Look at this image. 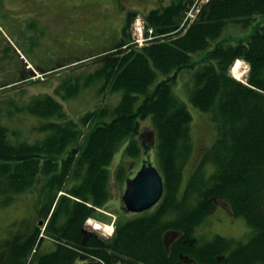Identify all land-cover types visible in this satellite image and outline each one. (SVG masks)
<instances>
[{"label":"trees","instance_id":"1","mask_svg":"<svg viewBox=\"0 0 264 264\" xmlns=\"http://www.w3.org/2000/svg\"><path fill=\"white\" fill-rule=\"evenodd\" d=\"M194 1L172 0L148 12L149 26L167 39L125 51L122 48L130 40L137 16L128 13L122 31L126 40L87 79L88 84L104 79L101 91L120 95L115 107L88 112L81 124L69 119L64 106L51 95L35 96L21 105L11 100L7 105L12 109L0 112V208L37 190L39 213L44 223L48 221L44 235L58 246L48 255H37L31 264H66L78 249L107 264L119 260L129 264H264V24L256 25L251 37L237 44L222 38L229 23L247 29L256 17L264 16V0H211L185 35L173 36ZM31 27L36 29L34 23ZM20 46L25 55L30 52L25 43ZM198 55L202 58L196 60ZM237 59L250 65L247 84L230 74ZM23 63L0 31V96L21 93L20 86L31 81L33 73ZM62 67L66 65L53 70ZM193 69L191 102L209 114L217 133L183 187L184 170L193 152V119L173 86L182 72ZM159 77L162 80L152 90ZM62 87L65 100L79 92L77 84ZM19 115L35 119L32 131L38 138L33 142L23 140L17 129L3 122ZM146 120L156 133L157 167L165 183L162 201L148 213L118 221L111 239L85 238V222L98 218L97 210L110 202L109 167L117 153L124 148L125 157H141L138 137ZM127 175L121 166L118 184ZM216 201L246 221L253 230L248 242L219 235L197 238ZM168 232L178 237L171 238L167 249ZM41 234L38 225L30 234L21 231L3 240L0 264H26Z\"/></svg>","mask_w":264,"mask_h":264},{"label":"rangeland","instance_id":"2","mask_svg":"<svg viewBox=\"0 0 264 264\" xmlns=\"http://www.w3.org/2000/svg\"><path fill=\"white\" fill-rule=\"evenodd\" d=\"M172 0H0V30L6 32L14 47L21 49L25 43L27 50L23 66L25 70L33 73L31 81L21 85V93L11 92L1 95L0 112L5 114L7 103L14 101L21 105L39 95H51L60 102L69 117L81 124L80 119L88 112L96 111L101 107H115L120 95L103 93L101 91L105 80H97L88 84V77L96 73L104 65V59L109 57L111 50L120 42L126 40L122 31L126 16L133 12L145 16L153 9L168 6ZM205 0H203L204 2ZM35 23L36 29L31 27ZM264 24V16H258L253 25L247 29L235 23H229L223 34V39L229 44H237L246 40L254 33L256 25ZM134 29L131 26L129 35L133 37ZM34 41V43H33ZM33 43V45H32ZM23 52V53H22ZM95 60L89 58L95 57ZM202 56H195L196 60ZM22 59V58H21ZM84 59L91 61L81 63ZM20 63V62H19ZM65 69L59 68L52 75L42 73L52 72L58 66L69 65ZM249 65L241 69L239 79L246 82ZM242 68V67H241ZM13 71V70H12ZM196 69L182 72L173 86V93L183 102L192 115L191 133L193 139V152L184 170L183 187L201 164L203 157L208 153L216 140V126L208 113L194 107L190 99L193 88V77ZM233 73H236L233 70ZM237 76V75H236ZM41 77V78H39ZM159 77L152 90L158 82ZM79 85V92L66 100L64 86ZM59 90V95H57ZM17 129L23 140L33 142L38 134L32 131L35 119L25 115L14 116L12 120H3ZM143 150L140 158L132 160L124 155L122 148L115 156L110 169L109 188L110 202L102 212H97V219L112 225L116 220L124 221L136 218L138 215L128 213L122 197L126 190V181L132 178L143 162L147 161L157 166L156 133L149 120L143 122L141 136L138 137ZM147 145H151L147 150ZM126 168L127 178L122 185L118 184L116 174L120 167ZM209 171L212 167L208 166ZM112 186V187H111ZM39 193L37 190L29 191L16 197L10 207L0 208V241L12 235L26 231L30 234L33 229L43 222L44 217L39 213L37 206ZM101 223V222H100ZM196 233L199 239H211L215 235L227 239L248 242L253 230L243 218H236L225 204L216 201V207L211 216ZM85 229L95 233L101 239L110 238L106 232L94 231L90 226ZM170 238V235L168 236ZM2 243L0 242V245ZM54 243L44 240L41 249H50ZM50 245V247H49ZM49 247V248H48ZM46 251V250H45Z\"/></svg>","mask_w":264,"mask_h":264},{"label":"water","instance_id":"3","mask_svg":"<svg viewBox=\"0 0 264 264\" xmlns=\"http://www.w3.org/2000/svg\"><path fill=\"white\" fill-rule=\"evenodd\" d=\"M163 195V177L156 167L148 164L133 180L127 182L123 202L128 212L143 213L155 207Z\"/></svg>","mask_w":264,"mask_h":264},{"label":"flooded vegetation","instance_id":"4","mask_svg":"<svg viewBox=\"0 0 264 264\" xmlns=\"http://www.w3.org/2000/svg\"><path fill=\"white\" fill-rule=\"evenodd\" d=\"M46 250V251H45ZM43 250V252L41 254H50L53 251L57 250V246L54 245L53 247H51L50 249H45ZM94 260L93 258L87 256V255H83L82 251H77L75 258L72 259L70 262L66 263V264H93Z\"/></svg>","mask_w":264,"mask_h":264},{"label":"bare ground","instance_id":"5","mask_svg":"<svg viewBox=\"0 0 264 264\" xmlns=\"http://www.w3.org/2000/svg\"><path fill=\"white\" fill-rule=\"evenodd\" d=\"M241 61L239 63H237L233 70L236 73L237 77L239 78V75L241 74ZM112 187V186H111ZM216 205V204H215ZM90 223L94 226V229L96 231H104L106 232L108 235H111L113 232V227L110 225H106L97 221H90ZM203 227V226H202ZM201 227V228H202ZM199 240V239H198ZM232 241V240H231Z\"/></svg>","mask_w":264,"mask_h":264}]
</instances>
